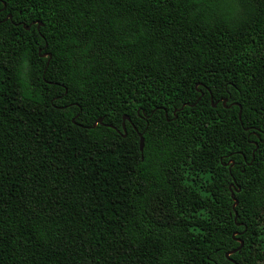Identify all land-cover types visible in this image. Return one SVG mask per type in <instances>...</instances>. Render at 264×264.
Returning a JSON list of instances; mask_svg holds the SVG:
<instances>
[{"label": "trees", "instance_id": "16d2710c", "mask_svg": "<svg viewBox=\"0 0 264 264\" xmlns=\"http://www.w3.org/2000/svg\"><path fill=\"white\" fill-rule=\"evenodd\" d=\"M0 264H264V0H0Z\"/></svg>", "mask_w": 264, "mask_h": 264}, {"label": "water", "instance_id": "95a60500", "mask_svg": "<svg viewBox=\"0 0 264 264\" xmlns=\"http://www.w3.org/2000/svg\"><path fill=\"white\" fill-rule=\"evenodd\" d=\"M10 19H11V15H9L8 16ZM38 25H40V24H38ZM24 26V25H23ZM26 29H29V26H24ZM45 56V55H44ZM48 56L50 57V54H48ZM225 102V99L223 100V103ZM213 106H215L216 105V103H213L212 104ZM239 118H240V113H239ZM126 119H129L128 118V116H123L122 117V129L124 130V134H125V120ZM101 121H102V118H98L97 120H96V122L94 123V125L93 126H95L97 123H101ZM109 127H113L112 125H108ZM113 128H115V127H113ZM118 131V130H117ZM119 132V131H118ZM139 147H140V151H143V147H144V139H143V136H142V133H139ZM235 204H236V202H235ZM240 243H241V245H242V241H240ZM232 253V252H231ZM231 253H227L226 255L227 256H229V254H231Z\"/></svg>", "mask_w": 264, "mask_h": 264}]
</instances>
